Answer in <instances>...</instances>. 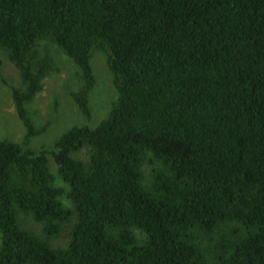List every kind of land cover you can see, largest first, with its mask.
Masks as SVG:
<instances>
[{"label": "trees", "instance_id": "obj_1", "mask_svg": "<svg viewBox=\"0 0 264 264\" xmlns=\"http://www.w3.org/2000/svg\"><path fill=\"white\" fill-rule=\"evenodd\" d=\"M45 41L81 67L84 113L94 51L118 95L95 127L35 151L23 144L46 125L26 103L55 68ZM0 48L20 70L27 129L23 143L0 139V264H264V0H0ZM83 148L87 161L72 155ZM48 154L76 217L64 247L43 241L72 215ZM222 226L233 239L209 257L202 235Z\"/></svg>", "mask_w": 264, "mask_h": 264}, {"label": "rangeland", "instance_id": "obj_2", "mask_svg": "<svg viewBox=\"0 0 264 264\" xmlns=\"http://www.w3.org/2000/svg\"><path fill=\"white\" fill-rule=\"evenodd\" d=\"M40 50L42 53L48 51L53 56L55 68L43 78L42 88L26 103V109L36 127L46 125V128L41 133L32 136L23 145L35 151L43 149L51 151L55 150L56 140L69 128L75 125L95 127L99 124L111 110L117 98L118 89L108 67L106 54L102 50L94 51L91 64L95 83L88 95L90 114H86L73 97V92L78 90L83 83L81 67L51 41L43 42ZM16 87H24L20 70L8 57L5 50L0 48V139L23 143L27 129L17 112L13 98V88ZM72 155L87 161L89 149L83 148ZM48 158L50 171L55 176V185L64 189L60 199L65 207L72 210V215L61 224L59 234L48 238L49 242L43 241L51 243L55 247H64L69 241L70 231L76 217L73 212V202L67 197L69 186L59 175L58 164L53 155L48 154ZM155 165V163L149 162L144 165L145 183L149 182ZM20 217L24 228L36 233L42 239L47 238L42 222L23 212ZM225 223L231 224L230 228L242 226L238 221H226ZM138 229H134V231L136 232ZM220 230L210 235H202L204 244L210 250L209 257L222 248L221 244L225 243L228 237L233 239L232 232L230 233L226 226H222ZM137 232L141 235L140 231Z\"/></svg>", "mask_w": 264, "mask_h": 264}]
</instances>
